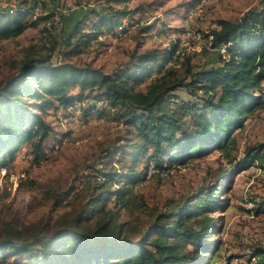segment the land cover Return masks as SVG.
Listing matches in <instances>:
<instances>
[{"label": "trees", "instance_id": "trees-1", "mask_svg": "<svg viewBox=\"0 0 264 264\" xmlns=\"http://www.w3.org/2000/svg\"><path fill=\"white\" fill-rule=\"evenodd\" d=\"M38 5L27 3L13 12L0 9V41L19 38L30 28L49 24V16L35 17ZM132 13L126 6L104 10L90 19L89 32L82 29L87 18L76 23L60 41L53 39V47H43L19 60L15 64L17 72L0 88V168L14 160L27 142L33 161L43 160L54 131L43 118L49 110L56 113L79 106L85 117L93 112L112 113L135 137L122 150V160L129 157L130 166L120 175L104 173L95 182L85 181L93 190L87 196L86 208L75 215H61L55 225L59 230L56 235L38 232L32 240L22 241L23 231L3 225L0 263L200 264V253L209 255L217 249L214 242L210 243L216 235L217 218L210 213L221 208L219 195L225 183L220 190L212 187L204 193L203 189L197 197L151 211V223L139 240L133 238L138 234L137 227L120 222V210L131 208L135 187L167 169L165 160L170 165L184 164L215 149L235 147L232 134L264 108V7L249 11L239 21L217 22V28L205 37L211 38V46L219 51L221 63L212 67L192 66L190 59L181 60V51L172 61L177 49L173 53L171 49L134 53L131 62L110 73L90 65L52 63L56 47L65 46V55L70 58L82 54L84 47H90L103 34L118 29L124 32V19ZM53 24L43 29L50 36ZM151 30L148 25L141 29L145 34ZM221 46L227 49L226 54L220 53ZM179 89L193 99L177 102L181 97L173 92ZM145 156L142 178L135 168ZM246 156L238 167L257 163L264 169V143L248 147ZM150 165L157 171L151 176L147 174ZM93 188L102 191L95 195ZM73 189L63 198H68ZM254 212L263 214L264 202ZM253 254L256 264H264V248Z\"/></svg>", "mask_w": 264, "mask_h": 264}, {"label": "rangeland", "instance_id": "rangeland-1", "mask_svg": "<svg viewBox=\"0 0 264 264\" xmlns=\"http://www.w3.org/2000/svg\"><path fill=\"white\" fill-rule=\"evenodd\" d=\"M35 2L40 3L34 10L35 17L49 16V24L30 28L19 38L0 41V88L17 72L15 64L27 54L53 47V39L60 41L85 18L88 20L82 29L89 32L90 21L109 8L126 6L133 11L124 19V32L118 29L116 33L103 34L90 47H84L82 54L70 58L65 55V46L56 47L52 63L90 65L110 73L131 62L134 53L146 49H171L173 53L177 49L184 53L181 60L190 59L192 66L212 67L221 63L219 51L211 46V38L205 37L217 28V22L239 21L249 11L264 7V0H127L123 4L112 0H0V9L13 12L27 3L34 6ZM129 19L134 22L129 23ZM50 23H54L51 36L43 30ZM144 25L152 26L149 34L141 31ZM220 53L224 54V50ZM176 54L177 51L170 54L172 61ZM173 94L181 97L177 100L180 103L193 99L184 89ZM78 108L56 113L49 110L43 115L54 131L41 162L33 161L27 142L14 160L0 168V228L11 224L23 231L22 241L32 240L38 232L56 235L59 230L55 225L61 215L66 212L75 215L86 208L87 196L93 190L88 189L85 181L95 182L104 173L120 175L131 164L129 157L122 160L125 156L122 150L135 137L129 135L118 117L96 112L85 117ZM232 138L236 146L229 147L228 151L215 149L184 164L170 165L165 160L167 169L159 177L147 178L134 188L131 208L120 210V222L139 229L133 235L135 240L147 232L151 211L164 210L170 202L179 203L203 189L204 193L212 187L220 190L225 183L219 195L221 208L210 213L217 218L216 235L210 240L217 249L209 255L200 253L197 261L200 264H256L253 252L264 248V213L254 212L264 202V169L257 163L243 167L238 164L247 158L248 147L264 143V108L246 119ZM147 158L143 157L135 168L142 173V178H145ZM156 172L150 165L147 174ZM72 189L64 199L63 194ZM94 191L97 195L102 190ZM188 247L192 249L191 245Z\"/></svg>", "mask_w": 264, "mask_h": 264}, {"label": "bare ground", "instance_id": "bare-ground-1", "mask_svg": "<svg viewBox=\"0 0 264 264\" xmlns=\"http://www.w3.org/2000/svg\"><path fill=\"white\" fill-rule=\"evenodd\" d=\"M198 13H199V12H198ZM220 48H224V47L221 46V47H219V49H220ZM179 53H180V51L177 50V54H176V56H175V60L177 59V56L179 55ZM222 53H223V52H222ZM175 60L173 59V61H175Z\"/></svg>", "mask_w": 264, "mask_h": 264}, {"label": "built area", "instance_id": "built-area-1", "mask_svg": "<svg viewBox=\"0 0 264 264\" xmlns=\"http://www.w3.org/2000/svg\"><path fill=\"white\" fill-rule=\"evenodd\" d=\"M219 50H221L223 52L224 50V54H226V49L225 48H220ZM155 170V169H154Z\"/></svg>", "mask_w": 264, "mask_h": 264}]
</instances>
